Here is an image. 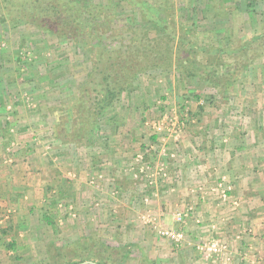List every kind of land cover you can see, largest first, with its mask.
Returning <instances> with one entry per match:
<instances>
[{"label": "rangeland", "instance_id": "1", "mask_svg": "<svg viewBox=\"0 0 264 264\" xmlns=\"http://www.w3.org/2000/svg\"><path fill=\"white\" fill-rule=\"evenodd\" d=\"M115 1L118 0H92L97 4L113 5L112 9L97 20L102 29L103 49L109 51V54L127 47L153 54L156 51L162 54L167 63L171 62L172 64L171 67L157 68L138 77L134 88L125 92L117 106L101 119L103 130L101 136L109 137L127 132L134 137L143 135L148 140L151 135L156 134L161 138L155 142L156 144L154 143L153 159L149 158L146 161L142 151L135 152L133 150L132 152L134 147H131L130 141L128 144L130 153L128 152L129 155L125 158L118 157V154L115 155L118 148L116 141L111 142L112 144H109L106 149L101 144L100 147L92 149V152H87L84 147L75 144H65L66 147L63 149H66L65 151L68 153L73 151L77 156L72 159L79 162L81 184L84 183L92 191L91 199L88 202L91 210H86L87 213L83 209L78 210L79 215L76 216V220L70 221L72 216L67 214V202L64 197V202H60L61 205L63 204L60 217L53 214V211L49 214L51 216L49 218H47L48 215L41 216L40 206L31 214L29 208L24 207V210L27 209L28 217L24 216L23 219L21 217V222L16 223L14 222L16 218L12 219L10 215L16 216L22 211L17 209L16 211H20L19 213L11 214L8 212V207L0 206V228L6 231L4 233L0 231V264H45L49 260L47 254L49 245L57 249L64 248V254H66L74 250L76 245L80 246L83 243L114 248L132 245L133 252L125 260V264H179L185 262V255L188 257V262L197 259L199 264H202V259H204L205 264H213L210 258L199 254V245L211 240L210 238H204L200 240V243L189 244V242L177 245L161 235L160 231L163 227L158 221L149 224L150 217L147 216V213L150 207L146 206L145 202H140V198L139 201L132 204L131 195L142 191V189H136L137 186L141 188V185H146L149 182L148 186L155 187L162 182L158 175V168L162 164L167 167V162L171 158L170 154L174 149H177H171L168 146H173L174 142L171 140H177L178 138L175 136L183 135L185 131V127L178 125L179 121L185 123L186 120L203 118L206 116H204L206 110L208 111L207 117H214L216 113L212 112L210 108L215 101H217L216 104H225L226 101L231 100L235 102L236 106H239L245 96L243 86L251 85L255 89L260 87V90L264 91V41L252 46L251 49L249 48V51L257 53L259 58L253 66L250 65L248 68L244 66L242 74L237 77L236 85L227 89V93H230L229 96L227 93L218 96L212 100L211 105H208L205 100L195 98L193 93L202 94L209 84L199 79L185 80L182 68H177L182 62L186 65L184 60L187 59L186 62H188L190 58H186L185 50L180 49L176 42L166 39L164 32L156 28L155 23L145 22L139 8L130 4L129 1L119 0V4L115 3L114 5ZM141 1L158 18L172 25L177 35H179L181 24L199 33V35L194 34L195 38L193 39L198 42V46L209 49L208 52L212 48L225 50L230 47V44L237 47L264 33V0ZM8 7L6 8L4 4L0 5V15L3 13V9H8ZM219 11H223L227 16H216ZM10 18L8 16V20L0 24V125L8 123L9 119L13 121L15 103H18L19 107L26 111V116L33 118L34 124L35 121H39L37 118H40L41 111H47L49 114L54 112L52 115L58 119L62 115L60 110L67 112L71 100L75 99L81 87H84L90 80L93 73L92 61L94 60L95 42L91 38L86 43L60 38L49 31L40 30L23 21H11ZM145 32L148 33L145 35ZM246 55L248 56L247 53H243V56L225 53L223 57L226 62L234 63V57L245 61ZM196 58L203 65L209 61L216 62L202 51L197 54ZM38 89L40 93L37 91ZM249 96L252 98L254 95L249 94ZM41 98L42 100H40ZM199 105H204V111L198 112ZM50 106L53 110H46ZM45 116L44 119L47 122V115L45 114ZM147 122L149 124L146 125ZM45 127L48 129L47 124ZM190 129L194 131L193 126L189 127V131ZM109 139L107 140L109 141ZM6 140L0 139L2 148L0 149V159L2 157L7 159V162L5 161L0 167L2 188L7 190L6 187L11 188L12 186L27 187L28 184L33 183L35 185L33 189H36L35 202L45 203L42 198V190L38 186L37 175H33V169H29L31 167L30 160H33L34 157L27 160L25 166L14 168L16 162L13 161V154H17V151L14 153L13 150H10L12 142L9 143ZM12 140L17 143V139ZM5 142L9 144L4 145ZM55 142L64 144L59 141ZM55 142L51 138L45 142V153L53 150ZM155 149L158 150V153L153 152ZM91 155L101 157L95 163ZM138 156H141L143 163L152 165L154 168L153 178H148L140 173L143 163L137 162ZM10 158L12 162L8 161ZM50 161L52 162V160ZM61 163L62 165L67 164L65 160ZM11 167L14 171L16 170L15 176L12 174L14 172L11 171ZM62 168L65 171H62L59 181L69 184L72 179L68 176V166L64 165ZM4 172L7 174L10 172V174L4 175ZM150 180L154 183L150 184ZM36 183L38 184L36 185ZM118 183L125 185L128 191L124 194L118 193ZM66 187H62L65 195H67ZM141 193V195L145 194V192ZM0 200L2 201V199ZM55 201H57L55 198L49 199L48 203L52 205ZM48 203L47 205H49ZM49 220L55 224L51 225L48 223ZM22 230H33L40 236L37 239L32 237L25 239L20 236V233L24 234ZM146 232H151L153 238L142 240L143 235L146 237ZM12 242H15L14 250L8 248ZM219 242L229 247L227 243ZM135 247L137 248L135 249ZM226 254L228 253L226 252ZM226 254L218 259L217 264H231L232 257L229 260ZM83 257L81 255L78 260ZM244 257L248 258L245 255ZM68 259L70 260L69 257ZM50 264L55 263L50 262ZM261 264H264V260Z\"/></svg>", "mask_w": 264, "mask_h": 264}, {"label": "crops", "instance_id": "2", "mask_svg": "<svg viewBox=\"0 0 264 264\" xmlns=\"http://www.w3.org/2000/svg\"><path fill=\"white\" fill-rule=\"evenodd\" d=\"M249 87L243 86L245 96L239 106H236L235 102L231 100L226 101L225 104H216L217 101H215L210 108L212 112L216 113L214 117H207L208 111L206 110L204 113L206 116L203 118L186 120L185 123L179 121L178 125L185 127V131L183 135L175 136L178 138L177 140H171L174 142L173 146H168V148L177 149L172 151L171 158L167 162V177L160 176L162 182L155 187L148 186L149 182L146 185H141V188L135 185L136 189H142L141 192H145V194L141 195L140 192L131 195L132 204L139 201L140 198V202H145L146 206L150 207L147 213V216L150 217L148 220L150 225L151 222L158 221L163 228L183 229L185 239L181 243H176L177 245L189 242V244L200 243V240L204 238L217 239V241L229 245L230 250L227 246L228 254L226 255L229 260L232 257L231 264H240L243 260L247 264H261L264 260V91L260 90V87H256V89L251 85ZM37 91L40 93L39 89ZM227 94L229 96L230 93ZM249 94L254 96L250 98ZM15 104L13 121L9 119L8 123L0 125L2 131L0 139L12 142L10 150H13L14 153L17 151V154H13V161L16 162L14 168L25 166L26 161L34 157L33 160H30L31 167L29 169H33V175H37L39 184L36 183V185L38 184L42 190V198L45 203L35 202L36 189H33L35 187L33 183L28 184L27 187H6L7 190H4L3 184L0 183V199H2L0 206L8 207V212L11 214L19 213L20 211L16 210L20 209L22 212L19 215H14L15 217L10 215L12 219L16 218L14 222L17 223L21 222V217L22 219L24 216L28 217L26 208H29L31 214L38 210L39 206L42 212L41 216H49L53 211V214L60 217L63 205L60 202H64L65 197L67 214L72 216L70 221L76 220V216L79 215L78 210L83 209L85 213L91 210L88 202L91 199L92 191L84 183L81 184L79 162L72 159L77 157L74 155L75 152H66V149H63L66 145L55 142L59 140L51 130L46 129L45 124L48 123L44 118H46L45 114L49 115L47 111H44L45 114L41 111L40 118H37L39 121H35L34 124L33 118L26 116V111L19 107L18 103ZM46 110L52 111L53 108L50 106ZM47 118L49 119V116ZM147 124L149 123L147 122ZM140 125L143 126L141 123ZM192 126L194 131L191 129L189 131V127ZM49 138L55 143L53 150L45 153L46 145L44 146V144ZM103 138H110L109 141L107 140L108 145L113 141L118 142L115 155L118 154L120 158L129 155L128 144L130 141L131 147H134L132 152L133 150L135 152L142 151L145 156L153 159L154 143L150 138L146 140L147 138L143 135L134 137L132 134L124 132L109 137L105 135ZM160 138L158 136L157 140ZM12 139H17V143ZM7 142L4 145L9 144ZM0 149L2 148L0 147ZM153 152L158 153V150L155 149ZM7 155L9 156V154ZM4 158L0 159L2 161L0 167L5 161L7 162V159ZM64 160L67 164L62 165L61 162ZM8 161L12 162V159L10 158ZM64 165L68 166V176L73 181H70L69 184L59 181L65 171L62 168ZM11 171L14 172L13 175L16 173L12 167ZM5 174L7 173L4 172ZM220 181H225L224 183L231 187L227 201H223L214 191ZM50 187L53 191H49ZM62 187H66L67 195L63 192ZM132 187L134 188V186ZM127 191L125 185L118 183V193L124 194ZM121 197L123 196L121 195ZM53 198L57 201L51 205L48 202ZM101 201L103 200L101 199ZM24 207H26L25 210ZM180 213L185 215L183 226L176 222V216ZM171 222L173 223L171 224ZM22 231L24 234L20 233V236L25 239L29 237L37 239L40 236L33 230ZM152 236L151 232H146V237L143 235L142 240L152 239ZM183 254L185 255V253ZM199 254L203 253L200 251ZM244 255L248 258H245ZM185 256V262L179 264H199L197 259L188 262V257ZM210 259L213 264H217L219 261L215 257ZM205 262L202 259V264Z\"/></svg>", "mask_w": 264, "mask_h": 264}, {"label": "trees", "instance_id": "3", "mask_svg": "<svg viewBox=\"0 0 264 264\" xmlns=\"http://www.w3.org/2000/svg\"><path fill=\"white\" fill-rule=\"evenodd\" d=\"M127 1L139 8L145 22L155 23L156 28L164 32L166 39L176 42L180 49L185 50L186 58H190L188 62H186L187 59L184 60L186 65L182 62L177 68H182L185 80L199 79L209 84L202 94L193 93L195 98L205 100L208 105L212 104L214 98L225 95L229 87L235 86L237 77L242 74L244 66L247 68L250 65L253 66L259 58L258 54L254 51L251 53L249 48L251 49L252 46L264 41V33L237 47L230 44V47L225 50L212 48L208 52L209 49L198 46V42L193 39L195 38L194 34L199 35L193 29L181 24L179 35H177L172 25L148 10L141 0ZM115 3L119 4V0L115 1L114 5ZM2 4L6 8L8 5L9 7L3 9V13L0 15V24L5 23L10 16L11 21H23L40 30L49 31L60 38L82 43H86L91 38L95 42L94 60L92 61L93 73L90 80L84 87H81L75 99L71 100L69 110L67 112L60 110L62 114L60 118L56 119L55 115H52L54 112L48 115V129L61 143L84 147L87 152H92V149L100 147L101 144L106 149L109 145L107 139L101 136L103 132L101 119L117 106L125 92L134 88L135 82L141 74L165 66L171 67L172 63H167L162 54L156 51L153 54L127 47L109 54V51L103 49L102 29L97 20L112 9L113 5L97 4L92 0H0V5ZM216 16L224 17L227 14L219 11ZM146 33L148 32H145V35ZM201 51L216 62L209 61L204 65L201 64L196 58ZM225 53L239 56L247 53L248 56L246 55L245 61L234 57V63H228L223 57ZM198 110V112L204 111V105H199ZM157 138L158 135L154 134L150 139L155 143ZM91 156L95 163L101 157ZM149 158L145 156L146 161ZM49 191H53V189L50 187ZM60 192L62 191L60 190ZM49 217L51 216H47V218ZM48 223L55 224L52 220H49ZM0 231L6 232L1 228ZM131 247L132 245H123L114 248L83 243L80 246L76 245L74 250L64 254V248L57 249L49 245L47 250L49 260L45 264H50V262L77 264L85 261H92L96 264H125V260L133 252ZM8 248L14 250L15 242L10 243ZM81 255L84 256L83 259L78 260ZM240 264H247V262L242 261Z\"/></svg>", "mask_w": 264, "mask_h": 264}, {"label": "built area", "instance_id": "4", "mask_svg": "<svg viewBox=\"0 0 264 264\" xmlns=\"http://www.w3.org/2000/svg\"><path fill=\"white\" fill-rule=\"evenodd\" d=\"M137 162L143 163V160H141V156H138ZM165 166H166L165 164H162L158 168L159 169L158 175L163 178L167 177V167ZM140 173H143L148 178H153L154 168L149 163H143V165H141V168H140ZM152 182L153 181H151L150 184ZM224 182L225 181H220V183H218V185L215 187L214 191L217 192V194L223 201H227L231 187ZM176 222L181 223L183 226L185 222V215L181 213L178 214L176 216ZM160 233L161 235H163L164 237L170 239L171 241L175 243H181L185 239V234L182 228L181 229L180 228H162ZM227 249H228L227 245L221 244L219 241L213 240V239L203 242L202 244L199 245V250L208 258L215 257L217 259H220L223 255L226 254Z\"/></svg>", "mask_w": 264, "mask_h": 264}, {"label": "water", "instance_id": "5", "mask_svg": "<svg viewBox=\"0 0 264 264\" xmlns=\"http://www.w3.org/2000/svg\"><path fill=\"white\" fill-rule=\"evenodd\" d=\"M79 264H96V263H93V262L88 261V262L79 263Z\"/></svg>", "mask_w": 264, "mask_h": 264}]
</instances>
